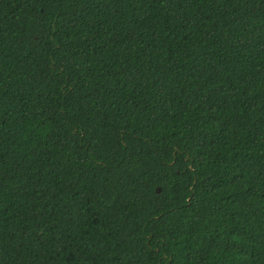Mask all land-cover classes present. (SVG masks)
I'll return each mask as SVG.
<instances>
[{
  "label": "trees",
  "instance_id": "1",
  "mask_svg": "<svg viewBox=\"0 0 264 264\" xmlns=\"http://www.w3.org/2000/svg\"><path fill=\"white\" fill-rule=\"evenodd\" d=\"M0 264H264V0H0Z\"/></svg>",
  "mask_w": 264,
  "mask_h": 264
}]
</instances>
